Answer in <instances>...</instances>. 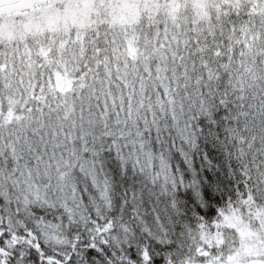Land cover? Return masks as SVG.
Listing matches in <instances>:
<instances>
[{"label":"snow or ice","instance_id":"obj_1","mask_svg":"<svg viewBox=\"0 0 264 264\" xmlns=\"http://www.w3.org/2000/svg\"><path fill=\"white\" fill-rule=\"evenodd\" d=\"M0 264H264V0H0Z\"/></svg>","mask_w":264,"mask_h":264},{"label":"rangeland","instance_id":"obj_2","mask_svg":"<svg viewBox=\"0 0 264 264\" xmlns=\"http://www.w3.org/2000/svg\"><path fill=\"white\" fill-rule=\"evenodd\" d=\"M188 2V0H186V3ZM193 4L195 3H199L201 6H203V4L207 3V0H192ZM178 8H183L184 5H177Z\"/></svg>","mask_w":264,"mask_h":264}]
</instances>
